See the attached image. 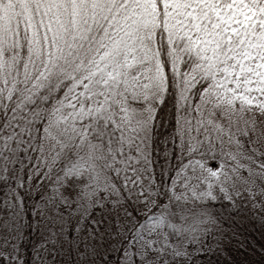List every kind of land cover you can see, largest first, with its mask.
<instances>
[{"label":"snow or ice","instance_id":"6c2138e0","mask_svg":"<svg viewBox=\"0 0 264 264\" xmlns=\"http://www.w3.org/2000/svg\"><path fill=\"white\" fill-rule=\"evenodd\" d=\"M0 264H264V0H0Z\"/></svg>","mask_w":264,"mask_h":264}]
</instances>
